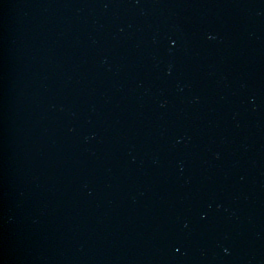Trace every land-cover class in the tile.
Listing matches in <instances>:
<instances>
[{
	"label": "water",
	"instance_id": "water-1",
	"mask_svg": "<svg viewBox=\"0 0 264 264\" xmlns=\"http://www.w3.org/2000/svg\"><path fill=\"white\" fill-rule=\"evenodd\" d=\"M0 264H264V0H0Z\"/></svg>",
	"mask_w": 264,
	"mask_h": 264
}]
</instances>
